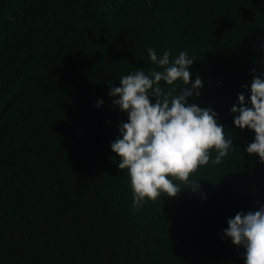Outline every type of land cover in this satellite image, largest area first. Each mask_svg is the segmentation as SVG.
<instances>
[{"label":"trees","instance_id":"obj_1","mask_svg":"<svg viewBox=\"0 0 264 264\" xmlns=\"http://www.w3.org/2000/svg\"><path fill=\"white\" fill-rule=\"evenodd\" d=\"M150 47L194 59L203 87L187 102L217 113L235 147L190 175L197 191L174 180L175 197L136 211L111 149L128 114L109 92L123 75L163 70ZM254 76L264 0H0V264H244L222 236L264 205V162L246 152L255 133L230 111Z\"/></svg>","mask_w":264,"mask_h":264},{"label":"clouds","instance_id":"obj_2","mask_svg":"<svg viewBox=\"0 0 264 264\" xmlns=\"http://www.w3.org/2000/svg\"><path fill=\"white\" fill-rule=\"evenodd\" d=\"M148 6L151 7L150 2ZM147 51L151 61L163 70H152L148 74L137 70L123 75L120 86L110 85L109 92L110 96L119 97L113 104L128 114V121L121 122L119 127L122 138L111 142V149L119 157L118 168L128 171L132 208L136 211L148 200L155 202L162 193L175 197L181 187L174 180L197 191L199 184L191 181L190 175L210 161L222 163L235 147L231 136H226L224 125L215 119L217 113L187 102L194 93L199 96L198 89L203 87L199 76L194 83L190 79L194 59L185 51L174 60H170L171 53L167 50L159 58L153 48ZM161 81L169 86L181 81L183 86L179 87V92L176 87L165 91L160 87ZM150 95L156 98L155 103L149 99ZM102 103V100L97 101L98 105ZM238 103L239 106L233 105L230 109L237 113L235 126L255 133L246 152L257 154L264 162V78L254 76L249 100L240 93ZM212 150L216 152L214 159ZM227 224L222 239L231 238L234 245L245 249L244 264H264V205L246 214L237 212Z\"/></svg>","mask_w":264,"mask_h":264}]
</instances>
